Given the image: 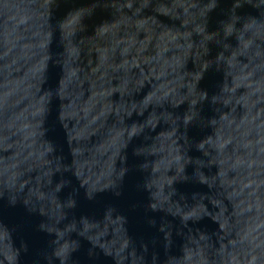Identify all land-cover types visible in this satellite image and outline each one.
<instances>
[{"label": "water", "instance_id": "1", "mask_svg": "<svg viewBox=\"0 0 264 264\" xmlns=\"http://www.w3.org/2000/svg\"><path fill=\"white\" fill-rule=\"evenodd\" d=\"M0 264H264V0H0Z\"/></svg>", "mask_w": 264, "mask_h": 264}]
</instances>
